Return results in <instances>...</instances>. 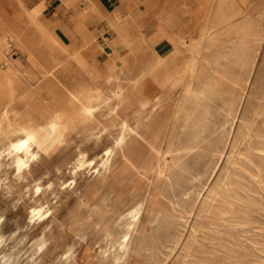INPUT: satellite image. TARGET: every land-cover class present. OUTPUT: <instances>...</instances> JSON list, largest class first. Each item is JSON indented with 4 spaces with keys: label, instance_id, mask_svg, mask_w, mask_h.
<instances>
[{
    "label": "bare ground",
    "instance_id": "obj_1",
    "mask_svg": "<svg viewBox=\"0 0 264 264\" xmlns=\"http://www.w3.org/2000/svg\"><path fill=\"white\" fill-rule=\"evenodd\" d=\"M62 1L68 7L69 22L54 27L49 20L41 19L38 11L27 7L24 0H0V186L10 187L3 166L12 170L13 181L26 178L33 163L54 146L64 144L101 109L105 115L117 111L116 119L109 124L111 130L119 131L114 144L138 156L146 145L140 137L155 131H151L155 114L160 113V126L176 124L182 118L184 129L190 131V153L206 139L209 107L203 101L222 95V83L213 82L206 70L221 60L230 61L225 77L232 80L235 67L251 68L254 64L251 43L255 26L238 22L245 0H205L198 12L193 10V0H130L133 6H129L126 17L104 15L92 0H85L86 6ZM141 5L149 16L158 15L170 28H180L179 21L183 26L190 20L185 28L195 29L192 33L186 31L187 35L183 33L175 43L157 48L156 43L150 44L139 24ZM113 37L118 39L117 47H109ZM12 47L21 52L25 63L11 60L8 53ZM224 96L227 114L231 115L233 99L228 94ZM127 97L133 107L118 111V105ZM113 98L117 103L112 102ZM148 108V121H144L142 116ZM259 115H264V102L246 124V140L252 138ZM257 151L264 152V145ZM110 154V146L98 158L79 151L72 162V177L79 171H89L95 163L96 170L104 168ZM232 164L233 169L224 174L219 188L204 203L206 221L189 247L185 264H250L256 257L264 259V221L256 216H264V162L256 160L252 153H241ZM42 186L41 178L33 181V198ZM47 201L38 197L32 202L28 222L47 217ZM139 204L127 209L122 224L107 230L103 238L106 251H114V262L125 259L129 234L141 209ZM1 238L0 233V242ZM45 245H37L38 253ZM12 257H2L0 264H12Z\"/></svg>",
    "mask_w": 264,
    "mask_h": 264
},
{
    "label": "rangeland",
    "instance_id": "obj_2",
    "mask_svg": "<svg viewBox=\"0 0 264 264\" xmlns=\"http://www.w3.org/2000/svg\"><path fill=\"white\" fill-rule=\"evenodd\" d=\"M50 3L53 6L54 1ZM240 8L241 18L237 21L256 27L251 43L254 64L251 68L235 67L233 77L236 79L232 80L225 77L230 61L221 60L219 65L212 64L206 70L213 82L222 83V95L210 102L203 101L209 107V124L206 139L197 151L188 152L190 131L184 129L182 118L176 124L160 126L158 113L152 119L155 127L152 126L151 131H155L145 132L140 137L142 144L147 145L143 146L144 153L138 156L131 149L125 152L124 148L114 144L119 131L109 128L111 121L116 119L117 111L113 110L110 115L103 114V109L95 112L92 121L85 127L74 131L64 144L54 146L33 163L26 178L13 181L12 170L3 166L10 187L0 186L1 262L2 257L13 256L12 264H185L189 247L206 221L202 212L204 203L219 188L225 173L233 169L234 159L241 153H252L256 160L264 162V152L257 151L264 145V115L256 117L252 138L246 140L244 136L247 122L255 117V111L264 102V0H245ZM54 11L55 8L49 7L46 15ZM146 33L151 35L153 30L147 28ZM178 33V39L183 37V33L187 35L182 27L178 28ZM163 44L159 42L156 47ZM8 55L11 60L25 63L15 47ZM223 94L233 99L231 115L227 114L228 106L223 100L227 96ZM115 99H112L114 104L117 103ZM131 107L132 100L127 97L117 110H129ZM147 110L142 116L144 121H148L150 108ZM106 146L111 148V157L104 168L96 170L95 163L89 171H79L75 175L77 177H72V162L79 151L98 158L103 155ZM36 178H41L43 186L41 194L33 198L31 185ZM38 197L44 201L49 198V211L46 218L31 223L30 220L28 222V212ZM138 204L141 209L132 227L134 230L127 239L124 255L127 261L119 258L114 262V251H106L103 238L107 230L122 224L127 209ZM256 216L264 221V216L260 217L258 213ZM41 242L46 245L44 248L41 246L38 253L37 245ZM68 248L71 250L68 251ZM260 258L256 257L250 264H264V259Z\"/></svg>",
    "mask_w": 264,
    "mask_h": 264
},
{
    "label": "crops",
    "instance_id": "obj_3",
    "mask_svg": "<svg viewBox=\"0 0 264 264\" xmlns=\"http://www.w3.org/2000/svg\"><path fill=\"white\" fill-rule=\"evenodd\" d=\"M51 1L52 0H24V3L27 7H31L35 11H38V15L40 16V18L42 17L41 19L43 20L45 19L49 20L54 27H59L64 23H68L69 16H67L68 7L66 3H64V1L62 0H53L54 3L53 6H51L50 3ZM68 1L75 2L79 5L81 4V6L87 5V2L85 0H68ZM92 1L98 7L100 12L104 15H121L123 17H126L130 12L129 6L130 5L133 6V3L130 2V0H92ZM193 1H194L193 10L195 12L196 11L198 12L200 6L205 5L206 2L205 0H193ZM49 7L55 8V11L48 16L46 15V11ZM140 10L142 13H140L141 19L139 20V24L143 26L144 36L148 39L150 44H154V43L158 44L159 42L164 44H169V42L175 43L178 40V34H179L178 27H176V29L173 30L170 28L169 25L162 22L158 15L149 16V13L147 11H144L143 5L140 6ZM189 22L190 20H188L186 24L187 26ZM181 24L182 22L179 21L177 26L181 27L182 26ZM186 25H183L182 27L186 29L188 33H192L195 27L193 28V30L192 29L190 30V27L185 28ZM147 28L149 29L152 28L151 30H153V33L151 35H148L146 33ZM118 44H119L118 39L116 37H113L110 41L109 47H117Z\"/></svg>",
    "mask_w": 264,
    "mask_h": 264
}]
</instances>
